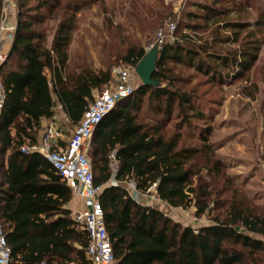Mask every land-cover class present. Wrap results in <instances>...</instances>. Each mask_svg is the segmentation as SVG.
Instances as JSON below:
<instances>
[{"label": "trees", "instance_id": "1", "mask_svg": "<svg viewBox=\"0 0 264 264\" xmlns=\"http://www.w3.org/2000/svg\"><path fill=\"white\" fill-rule=\"evenodd\" d=\"M28 1L15 0L18 20L0 66L6 91L0 114V217L13 264H91L87 234L66 208L72 190L41 153H26L21 147L37 143L42 121L52 119L57 106L70 123L78 124L95 91L111 82L112 69L68 70L75 16L87 0ZM3 4L0 0V25ZM201 7L208 12L207 20L227 13ZM56 8L67 16L48 45L39 29L45 20L41 11ZM185 27L198 28L191 23ZM253 44L255 40L247 48L220 54L185 33L166 42L158 49L153 74L159 85L137 87L95 129L91 162L94 182L103 186L100 200L115 264H263L264 206L226 175L225 162L208 141L211 127L200 131L197 142L183 137V127L206 114L192 90L177 86L178 77L169 66L182 64L211 82H223L252 63L257 49ZM145 53V47H131L123 60L137 65ZM173 118L179 123L170 130ZM125 181L134 183L140 194L155 186L157 197L173 207L194 203L195 215L208 214L211 223L184 226L117 184Z\"/></svg>", "mask_w": 264, "mask_h": 264}, {"label": "rangeland", "instance_id": "2", "mask_svg": "<svg viewBox=\"0 0 264 264\" xmlns=\"http://www.w3.org/2000/svg\"><path fill=\"white\" fill-rule=\"evenodd\" d=\"M15 0H5L8 3ZM65 0H62V4ZM87 6L76 13L71 45H69V71L79 68L112 69L123 60L131 47H146L156 40L157 32L166 29L170 21L177 22L175 36L187 34L197 44H207L220 54L235 52L252 45L256 55L239 76L223 82H211L209 77L195 68L170 64L178 77L177 86L192 90L198 97L197 105L206 114L205 119L184 126L183 137L197 142L200 131L211 127L208 141L216 147V154L226 164L225 173L234 179L264 206V0H87ZM29 4L35 1L29 0ZM199 5V6H198ZM201 5L215 7L227 13L206 19L208 12ZM44 22L39 26L47 37V44L57 32L60 21L67 15L61 8L43 9ZM195 14L190 18L189 14ZM8 19L16 26L18 8L9 10ZM197 25L191 30L186 24ZM243 24L246 27L235 29ZM221 41H219V39ZM233 38H237L236 41ZM226 39V40H225ZM229 39V40H227ZM225 40V41H224ZM137 87L142 85L139 76ZM104 90V88H103ZM101 92L97 91L96 95ZM57 123L62 127L64 140H68L77 124H72L56 108ZM142 118V116H141ZM179 120L170 121L173 127ZM44 129V128H43ZM42 129V131H43ZM40 131L39 134L42 132ZM38 134V136H39ZM192 137V138H190ZM92 140V139H91ZM91 140L87 154L92 159ZM194 141V142H195ZM131 191V181L121 183ZM223 181H220V186ZM230 193L225 194L229 196ZM142 204L158 207L174 221L184 226L200 227L211 223L210 216H196L194 203L187 207H173L159 199L154 189L138 198ZM263 264H264V253Z\"/></svg>", "mask_w": 264, "mask_h": 264}, {"label": "built area", "instance_id": "3", "mask_svg": "<svg viewBox=\"0 0 264 264\" xmlns=\"http://www.w3.org/2000/svg\"><path fill=\"white\" fill-rule=\"evenodd\" d=\"M14 5V1L4 2L2 8L0 66L7 58V54L3 52V43L5 40L12 39L15 31V25L8 19L9 10ZM177 28V22L170 21L166 29H160L157 32L156 40L145 47L146 52L154 47L160 48L166 42H175L177 40L175 36ZM111 73V82L104 90L95 95L94 100L84 111L68 140H64L62 128L59 125L51 124L43 129L36 144L21 147V150L26 153L32 151L41 153L67 186L84 200L86 208L74 216V222L78 228L83 229L87 234L86 254L91 260V264H115L116 259L100 200L103 186L96 185L94 182L92 162L87 154L88 145L97 126L121 101L133 95L137 88L136 65L119 64L112 68ZM5 99L6 91L0 70V114ZM59 107L61 108V106ZM111 157L113 158V155ZM131 189L134 198L138 200L140 193L137 192L132 182ZM152 189L155 190V186L150 190ZM0 264H13L11 247L7 242L1 217ZM39 264H47V262L42 261Z\"/></svg>", "mask_w": 264, "mask_h": 264}, {"label": "crops", "instance_id": "4", "mask_svg": "<svg viewBox=\"0 0 264 264\" xmlns=\"http://www.w3.org/2000/svg\"><path fill=\"white\" fill-rule=\"evenodd\" d=\"M10 22L12 23V21H10ZM11 45H12V39L5 40V42L3 43V52L7 54L9 52L10 48H11ZM68 52H69V50H68ZM96 92L97 91H95V95H96ZM56 108L59 109L62 112L63 117H65V119L68 120L66 114L62 111V109L59 106H57ZM57 119H58V117H57L56 109H55V115H54V117L52 119H44L42 121V129L47 127V126H50L51 124L56 125V126L57 125L60 126V124L57 123ZM42 129L40 131H42ZM40 134L38 136V139L40 137ZM113 182L114 181H111L112 184H113ZM121 183L122 182H119L117 184L122 185ZM122 186H124V185H122ZM124 187H126V186H124ZM126 188L129 189L128 187H126ZM130 192H132V191L130 190ZM72 193H73L72 199L68 202V204L66 205V208L71 211L72 217L74 218V216L77 213L81 212L82 210H84L86 208V204H85L84 200L82 199V197L80 195L75 194L73 191H72ZM142 195H145V194H140V197ZM145 205H150V204H145ZM208 224L209 223H205V224H202L200 226L208 225Z\"/></svg>", "mask_w": 264, "mask_h": 264}, {"label": "water", "instance_id": "5", "mask_svg": "<svg viewBox=\"0 0 264 264\" xmlns=\"http://www.w3.org/2000/svg\"><path fill=\"white\" fill-rule=\"evenodd\" d=\"M158 47H154L140 59L136 65V72L145 86H158L159 83L153 78L158 59Z\"/></svg>", "mask_w": 264, "mask_h": 264}]
</instances>
